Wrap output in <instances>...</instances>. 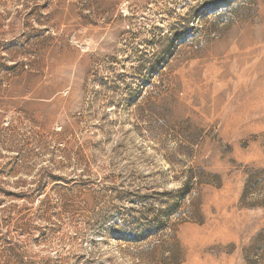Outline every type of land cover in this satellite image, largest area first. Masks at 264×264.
Masks as SVG:
<instances>
[{"label": "rangeland", "instance_id": "374dc122", "mask_svg": "<svg viewBox=\"0 0 264 264\" xmlns=\"http://www.w3.org/2000/svg\"><path fill=\"white\" fill-rule=\"evenodd\" d=\"M0 264H264V0H0Z\"/></svg>", "mask_w": 264, "mask_h": 264}, {"label": "trees", "instance_id": "16d2710c", "mask_svg": "<svg viewBox=\"0 0 264 264\" xmlns=\"http://www.w3.org/2000/svg\"><path fill=\"white\" fill-rule=\"evenodd\" d=\"M247 187H248V186L246 185V188H245V195L247 194V191H246Z\"/></svg>", "mask_w": 264, "mask_h": 264}, {"label": "bare ground", "instance_id": "6f19581e", "mask_svg": "<svg viewBox=\"0 0 264 264\" xmlns=\"http://www.w3.org/2000/svg\"><path fill=\"white\" fill-rule=\"evenodd\" d=\"M228 233H229V232H227V236H228ZM229 235H231V233H230Z\"/></svg>", "mask_w": 264, "mask_h": 264}]
</instances>
